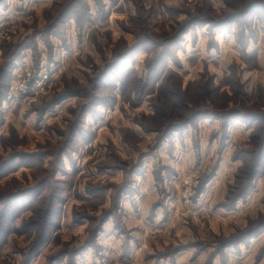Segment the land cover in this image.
<instances>
[{"label":"clouds","instance_id":"9594fccd","mask_svg":"<svg viewBox=\"0 0 264 264\" xmlns=\"http://www.w3.org/2000/svg\"><path fill=\"white\" fill-rule=\"evenodd\" d=\"M24 168L0 264H264V0H0V181Z\"/></svg>","mask_w":264,"mask_h":264},{"label":"rangeland","instance_id":"374dc122","mask_svg":"<svg viewBox=\"0 0 264 264\" xmlns=\"http://www.w3.org/2000/svg\"><path fill=\"white\" fill-rule=\"evenodd\" d=\"M53 2H56V0H53ZM43 15V14H42ZM116 24H120L121 21L117 17L115 20ZM173 25L161 21L160 24L157 26V32L160 36L167 37V34L171 32ZM112 40L117 43L121 44L122 46V40L127 39L128 37H132L131 31H128L124 37H121L119 35V32H112L111 33ZM134 39V37H132ZM102 59V57H101ZM217 163H219V159L217 158ZM216 164H211V170H215ZM77 176H80V173H76ZM222 180L227 179V169H222L221 173L218 174ZM42 180L43 177H40ZM81 181L85 184V186H89L90 181L88 180L87 175L85 174L84 176L80 177ZM113 181H115V177L112 178ZM37 174L34 172L33 169L30 168H24L18 171L17 173L14 174L13 178L7 182V184L4 181H0V196H7L9 195L12 191H22L25 189H28L30 187H33L37 183ZM91 187L93 188H100V187H107V185H100V184H91ZM38 194V193H36ZM19 199V201H17ZM34 199V195L28 191H22L18 193L17 195L13 196L11 198V202L8 204L7 207L4 209H7V215L4 219L1 218L0 224L1 223H8L10 220L14 219V213L15 210L18 207H28L32 200ZM16 200V201H15ZM75 202H73L72 199H69L66 201V215L65 217L62 218V227L59 231H61L62 234L64 235H69V241L71 242L72 236H78L79 238H83V242L79 244L80 247H83L84 244H87L90 239L94 240L95 239V228L89 231V227H86L84 224H81L79 228H68L64 224V220L67 221L68 224L75 225L76 221L79 219L78 212L79 210L84 206L86 201H83L81 197L76 196L74 197ZM11 210L9 213L8 211ZM96 209H93L90 212H84L82 213L83 215H86L89 217V220L87 221L88 225H92L95 223L97 219L103 216V211L101 210L100 216L98 217L96 215ZM1 213V212H0ZM3 216V215H2ZM239 219L237 214H226V215H218L215 219L210 220L208 223L203 224V227L205 228H210L216 232H219L221 229H228L232 223L236 222ZM2 221V222H1ZM180 223H183V220L180 221ZM180 223L177 224L176 229L178 233V237H183L184 236V231L180 228ZM99 227V224H96V228ZM193 225H189V228H193ZM5 231L0 233V238H3L7 235V227L5 226ZM82 229V230H81ZM200 243V241H194V240H186L180 244H178L176 247L177 248H183L185 251H190L191 248L190 246H194L196 244ZM62 251L66 249H61ZM175 252L176 248H172L171 245H169L167 248H162L159 253H153V255H168L169 252Z\"/></svg>","mask_w":264,"mask_h":264},{"label":"trees","instance_id":"16d2710c","mask_svg":"<svg viewBox=\"0 0 264 264\" xmlns=\"http://www.w3.org/2000/svg\"><path fill=\"white\" fill-rule=\"evenodd\" d=\"M15 201H16V200H15ZM17 201H19V199H18ZM6 211H7V209H4L3 212L0 213V220H1V218H2V219H4V221H5V217H6V215H7V212H6ZM8 212L10 213L11 210H9ZM2 215H3V216H2ZM1 222H2V221H1ZM5 226H6V223H1V224H0V233L6 230V229H5Z\"/></svg>","mask_w":264,"mask_h":264}]
</instances>
